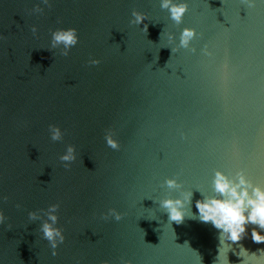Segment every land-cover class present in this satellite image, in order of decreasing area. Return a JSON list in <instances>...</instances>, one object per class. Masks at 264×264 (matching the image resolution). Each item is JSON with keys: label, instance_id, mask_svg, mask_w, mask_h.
<instances>
[{"label": "water", "instance_id": "95a60500", "mask_svg": "<svg viewBox=\"0 0 264 264\" xmlns=\"http://www.w3.org/2000/svg\"><path fill=\"white\" fill-rule=\"evenodd\" d=\"M183 2L177 22L161 0H0V264H264V229L232 241L195 206L217 169L264 181V0ZM184 191L177 223L161 201Z\"/></svg>", "mask_w": 264, "mask_h": 264}, {"label": "clouds", "instance_id": "9594fccd", "mask_svg": "<svg viewBox=\"0 0 264 264\" xmlns=\"http://www.w3.org/2000/svg\"><path fill=\"white\" fill-rule=\"evenodd\" d=\"M47 2V0H45ZM161 7L168 8L171 18L177 22L182 19L186 10V4L183 0H161ZM135 22L139 23L143 15L134 13ZM31 32H37V26L32 25ZM194 34V29L185 28L181 33V45H187ZM52 45L63 44L64 55H67L68 49L79 39L75 28H57L52 32ZM94 60L93 63H98ZM51 139L59 140L62 137V129L59 125H50ZM106 143L110 147H117L118 141L111 133L107 134ZM62 161H71L75 159V146L68 145L65 152L59 156ZM169 188H179L180 185L175 178H169L165 181ZM212 193L204 194L201 199L196 201L198 218L202 222H211L213 227L227 234L232 241H238L245 232L246 223H254L259 228L264 229V181L254 182L243 170L235 172L233 175L217 169L211 180ZM192 192L184 191L181 196L176 198H166L161 201V205L168 211L169 220L180 223L185 215L184 205L191 199ZM58 204H51L48 209V218L41 225V231L44 237L50 241L53 248V255L57 243L64 240V235L59 227H56V209ZM37 217L36 212H30L29 218ZM119 219V214H115ZM4 214L0 210V222H3ZM253 242H264V232L257 229L252 230ZM108 264V262H105Z\"/></svg>", "mask_w": 264, "mask_h": 264}]
</instances>
